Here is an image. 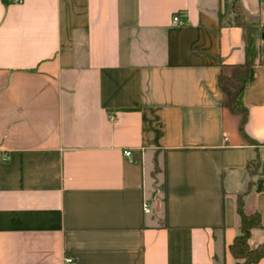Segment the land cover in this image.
Listing matches in <instances>:
<instances>
[{
  "label": "crops",
  "instance_id": "obj_1",
  "mask_svg": "<svg viewBox=\"0 0 264 264\" xmlns=\"http://www.w3.org/2000/svg\"><path fill=\"white\" fill-rule=\"evenodd\" d=\"M224 2L0 0V264H236L239 194L264 223V0H238L256 143L220 84L245 59Z\"/></svg>",
  "mask_w": 264,
  "mask_h": 264
},
{
  "label": "trees",
  "instance_id": "obj_2",
  "mask_svg": "<svg viewBox=\"0 0 264 264\" xmlns=\"http://www.w3.org/2000/svg\"><path fill=\"white\" fill-rule=\"evenodd\" d=\"M224 7L227 8V12L220 10V19L223 20L227 18L243 29L245 59L237 65L238 68L233 76L228 77L221 74L220 84L226 93L227 105L229 108L241 115V133L250 142L256 143V139L252 138L245 129V124L249 117V108L243 100V92L249 80L250 68L259 61L262 51L260 44V22L247 18L242 12L238 0H225ZM226 79L234 86V90L227 87L225 84ZM246 166L250 174L264 175V161H262L258 155L249 158ZM237 211L240 216V232L234 237L229 248L236 258V264H254L264 256V241L255 246H252L249 241L253 227H264L261 213L258 210L252 213H247L245 211L243 193L238 196Z\"/></svg>",
  "mask_w": 264,
  "mask_h": 264
},
{
  "label": "built area",
  "instance_id": "obj_3",
  "mask_svg": "<svg viewBox=\"0 0 264 264\" xmlns=\"http://www.w3.org/2000/svg\"><path fill=\"white\" fill-rule=\"evenodd\" d=\"M11 1H22V0H11ZM173 20L175 22V24H184L186 22V16L184 14L183 11H178L176 13H174L173 15ZM125 152L127 154L131 153V150H125ZM151 207H150V202L148 200L144 201V210L146 212L150 211ZM54 264H77V260L76 258H74L73 256H66L61 262H56Z\"/></svg>",
  "mask_w": 264,
  "mask_h": 264
},
{
  "label": "rangeland",
  "instance_id": "obj_4",
  "mask_svg": "<svg viewBox=\"0 0 264 264\" xmlns=\"http://www.w3.org/2000/svg\"><path fill=\"white\" fill-rule=\"evenodd\" d=\"M224 12H227V8H226V7H225V9H224ZM226 14H227V13H226ZM225 83H226V85H227L228 88L234 90V86H233L231 83H229L228 81H225ZM256 239H257V236L254 237L253 242L256 241Z\"/></svg>",
  "mask_w": 264,
  "mask_h": 264
},
{
  "label": "water",
  "instance_id": "obj_5",
  "mask_svg": "<svg viewBox=\"0 0 264 264\" xmlns=\"http://www.w3.org/2000/svg\"><path fill=\"white\" fill-rule=\"evenodd\" d=\"M264 184V178H261L259 181V188H261Z\"/></svg>",
  "mask_w": 264,
  "mask_h": 264
}]
</instances>
